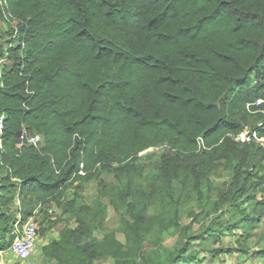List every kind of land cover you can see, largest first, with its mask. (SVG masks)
<instances>
[{"label": "trees", "instance_id": "obj_1", "mask_svg": "<svg viewBox=\"0 0 264 264\" xmlns=\"http://www.w3.org/2000/svg\"><path fill=\"white\" fill-rule=\"evenodd\" d=\"M0 17L18 35L0 75V250L10 246L19 194L21 214L29 200L75 218L41 247L47 264H155L143 255L144 237L175 223L145 215L152 199L142 189L118 192L125 243L112 230L93 239L106 193L79 206L60 202L101 170L120 180L154 168L138 155L160 145L158 180L169 194L173 181L190 180L199 192L204 177L231 165L224 197L234 208L250 202L248 222L264 217V148L234 140L246 117L222 102L251 92V73L264 81V0H0ZM262 124L254 129L264 136ZM23 128L43 137L39 148L18 142ZM172 255L163 264L196 262L182 249Z\"/></svg>", "mask_w": 264, "mask_h": 264}, {"label": "rangeland", "instance_id": "obj_2", "mask_svg": "<svg viewBox=\"0 0 264 264\" xmlns=\"http://www.w3.org/2000/svg\"><path fill=\"white\" fill-rule=\"evenodd\" d=\"M14 25V21L9 22L0 17V75L3 65L8 63L5 59L8 46L12 44L11 40L18 39L17 34L11 36L9 31ZM259 71L263 70L260 68ZM249 89L251 92L248 94L245 90H241L238 100L230 93L222 99V102L228 107L229 112L246 117L244 128L254 129L264 123V104L252 113L245 110V103L254 99L257 92L260 94L259 99L264 103V81L255 79V73L250 75ZM165 151L166 148L160 145L141 152L138 156L142 161L153 163L154 168L130 176L123 175L120 180L114 178L112 170H101L94 181L81 183L69 189L60 203L75 199L76 205L79 206L92 203L98 191L106 193L100 196V201L107 205V208L100 222L94 225L93 239L100 240L105 232L112 230L116 238L125 243L120 217H127L128 214L125 200L122 201L117 197L118 192L126 191L128 188L142 189L152 199L145 215L147 217L159 215L171 225L175 223L160 236L154 231L144 237L143 243L146 248L143 250V255L151 257L152 261H156L155 264L166 263L178 249H182L186 255L196 259L195 263L190 260L182 264H264V217L259 223L248 222L246 217L253 216L250 212L251 207L248 206L250 202H241L237 208H234L223 194L228 188L230 189L232 166L227 165L217 173H210L204 177L199 192L188 180L184 183L173 181L169 194L158 180V165ZM250 194H254L257 200L262 197L260 192H250ZM111 198L115 201L116 209L110 204ZM245 206L248 212L240 214L238 209H243ZM23 216L34 217L39 228L40 244L44 241L40 233L42 226L47 227L52 224L51 229L47 231L51 239L64 226L75 225L74 216L62 214L61 206L52 202L40 206L24 200L21 217ZM156 240L159 244L153 247ZM215 249L221 251L216 252ZM37 259L38 262L35 259L36 264H47V260L42 256L39 255ZM96 264H113V262L106 258ZM137 264L144 263L138 260Z\"/></svg>", "mask_w": 264, "mask_h": 264}, {"label": "built area", "instance_id": "obj_3", "mask_svg": "<svg viewBox=\"0 0 264 264\" xmlns=\"http://www.w3.org/2000/svg\"><path fill=\"white\" fill-rule=\"evenodd\" d=\"M262 103V100L248 101L245 103V109L252 113L256 110L253 107H257ZM263 124H259L261 126ZM4 135V116L0 115V149L3 146ZM234 140L239 143H254L264 148V136L258 134L256 129L243 128L240 133L235 135ZM20 144L32 145L35 148H39L43 142V137L40 134H28L23 128L20 133ZM14 205L18 209L16 219L12 225L10 235L12 236L8 251L17 260L23 264H36L34 255L37 250V242L39 239V228L34 217H28L23 219L20 213L21 196L16 194Z\"/></svg>", "mask_w": 264, "mask_h": 264}, {"label": "crops", "instance_id": "obj_4", "mask_svg": "<svg viewBox=\"0 0 264 264\" xmlns=\"http://www.w3.org/2000/svg\"><path fill=\"white\" fill-rule=\"evenodd\" d=\"M59 231L60 230H58L56 234L53 233L54 235L53 236L51 235L52 236L51 239H49L50 237H48V233L49 232L46 233L45 235H43L42 237H44L43 238L44 241L41 244H40V240H38V243H37L38 247H37V250H36L37 253L34 255V258L36 259L37 262H38V259H37L38 256L39 255L42 256L41 255V247L43 245L47 244L49 241H51L53 239H56L57 236H58V232ZM0 264H23V263L20 262L19 260H17L13 255H11L8 250H0Z\"/></svg>", "mask_w": 264, "mask_h": 264}, {"label": "water", "instance_id": "obj_5", "mask_svg": "<svg viewBox=\"0 0 264 264\" xmlns=\"http://www.w3.org/2000/svg\"><path fill=\"white\" fill-rule=\"evenodd\" d=\"M20 133H21V131H19L18 133H17V137H18V142L20 143V139H19V137H20Z\"/></svg>", "mask_w": 264, "mask_h": 264}]
</instances>
